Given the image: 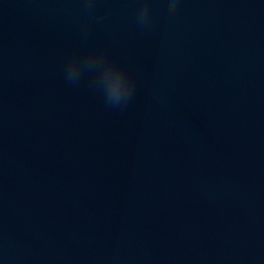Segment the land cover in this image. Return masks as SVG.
<instances>
[{"label": "water", "instance_id": "95a60500", "mask_svg": "<svg viewBox=\"0 0 264 264\" xmlns=\"http://www.w3.org/2000/svg\"><path fill=\"white\" fill-rule=\"evenodd\" d=\"M170 3L0 0V264H264V0Z\"/></svg>", "mask_w": 264, "mask_h": 264}, {"label": "clouds", "instance_id": "9594fccd", "mask_svg": "<svg viewBox=\"0 0 264 264\" xmlns=\"http://www.w3.org/2000/svg\"><path fill=\"white\" fill-rule=\"evenodd\" d=\"M177 6V0H171L169 9H168V15L169 17H171L176 9ZM147 13V5L146 2L142 5L141 9H140V17H141V21L143 20V17L146 15ZM73 55H70L67 59V65L70 63V61L73 59ZM78 79V78H76ZM76 79H70V81H74ZM133 91V81L132 79L128 76V81H127V86L125 88V90L123 91V93H118L111 101H109V103H111L112 105L116 106V105H120L122 102H127V100L129 99V97L131 96V93Z\"/></svg>", "mask_w": 264, "mask_h": 264}]
</instances>
